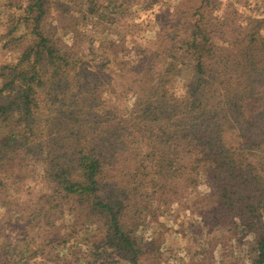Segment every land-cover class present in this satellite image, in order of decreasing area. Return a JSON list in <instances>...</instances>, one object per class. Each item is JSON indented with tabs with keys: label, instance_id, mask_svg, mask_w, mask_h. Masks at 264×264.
Segmentation results:
<instances>
[{
	"label": "trees",
	"instance_id": "16d2710c",
	"mask_svg": "<svg viewBox=\"0 0 264 264\" xmlns=\"http://www.w3.org/2000/svg\"><path fill=\"white\" fill-rule=\"evenodd\" d=\"M129 1L25 0L7 16L0 44L17 55L0 67V264H152L157 203L203 178L216 221L222 212L251 238L250 264H264V18L248 16L222 45L202 0L167 13L146 47L131 24L118 45L93 44L90 61L64 43L66 27L89 24L95 39L125 25ZM117 75L133 77L122 115L105 99Z\"/></svg>",
	"mask_w": 264,
	"mask_h": 264
},
{
	"label": "rangeland",
	"instance_id": "374dc122",
	"mask_svg": "<svg viewBox=\"0 0 264 264\" xmlns=\"http://www.w3.org/2000/svg\"><path fill=\"white\" fill-rule=\"evenodd\" d=\"M14 6L9 7L11 0H0V34H4L10 28L11 18L7 17L9 14L15 12L16 6L24 7V1L13 0ZM183 0H135L129 1V18L126 19L125 25L123 22L120 25L109 27L105 30V35L101 38L96 36V32L90 25L80 23L75 27L64 28L60 35L70 51H74L79 56H88L91 59V46L95 44L96 49L104 50L119 44L120 35L117 31L125 33L129 24L134 28L137 27L138 36L131 38L137 40L136 46H147L148 42L154 38L157 31L156 25L168 20L169 14L177 12L178 10H187L193 13L200 7L202 0H192L193 2L185 3L186 7L177 9ZM187 5L191 8H187ZM162 9V10H161ZM24 8L18 10L20 14L24 13ZM135 10H138L135 12ZM162 11V12H161ZM205 11L213 16L211 24L216 28L218 34L216 40L222 45L225 42H231L233 32L239 31L240 26H246L248 16L264 18V0H211ZM163 13L164 15H162ZM165 16V17H164ZM215 18V19H214ZM248 21V20H247ZM50 22H59L55 15L46 21L47 30ZM225 23V24H223ZM211 26V27H212ZM215 32V29H214ZM23 34L22 30L16 31V37ZM136 35V33H135ZM128 36H132L131 33ZM130 40V39H129ZM129 42V41H128ZM17 43V42H16ZM18 44V43H17ZM111 45V46H110ZM152 48V44H149ZM22 46H19V49ZM136 54L135 49L132 50L131 45L126 47V52L123 53L122 58L129 60L134 58ZM102 54V53H100ZM17 51L12 48H3L0 44V67L7 63L14 62ZM122 78V77H121ZM133 77L130 76V81L122 78L119 75L115 77L117 87L113 93H106L105 99L109 106L117 109L120 115L128 112L130 105L134 101L132 93H125V85L130 84ZM184 80L174 76L169 77L168 85L173 93L182 95ZM198 190L188 188L187 191L182 192L181 196L176 198L178 201L164 206L162 204L156 207L157 213L160 214L159 219L152 225L150 231H147V236H153L157 241L156 248L161 251L151 253L150 262L152 264H250V259L253 254L250 252L251 238L247 237L245 233H240L231 230V227L224 225L221 220L223 213L220 212L219 219L218 209L216 204L207 197V193L212 190V182L203 178L198 181ZM215 213H212L214 210ZM222 213V214H221ZM213 216V218H212ZM209 221H206L208 220ZM220 220V221H219ZM3 218L0 217V232L10 234L9 225L5 226ZM226 224V223H225ZM6 230V231H5ZM150 232V233H149ZM6 245V242L0 237V249ZM9 249V247H7ZM155 252V251H154ZM6 251L0 253V258L6 255ZM251 261V262H250Z\"/></svg>",
	"mask_w": 264,
	"mask_h": 264
}]
</instances>
